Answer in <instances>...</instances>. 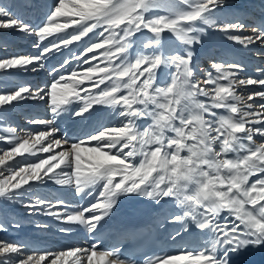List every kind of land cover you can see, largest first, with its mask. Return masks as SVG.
<instances>
[{
  "label": "snow or ice",
  "instance_id": "obj_1",
  "mask_svg": "<svg viewBox=\"0 0 264 264\" xmlns=\"http://www.w3.org/2000/svg\"><path fill=\"white\" fill-rule=\"evenodd\" d=\"M15 7L21 10L40 8L31 3ZM60 18H65L63 23ZM76 25L79 29L72 34L71 40L63 41L65 45L80 40L96 28L103 27L109 33L103 43H94L87 49L91 52L108 45L102 53L107 66L89 67V75L84 80H92V74H96L94 87L99 88L106 81H111V85L95 95L81 96L78 88L84 80L73 79L71 87L65 83L63 88L82 101L73 116H83L94 104L120 106L119 116L126 123L111 130L99 125L98 132L87 133L86 140L81 138L71 143L67 151L41 159L39 163H27L19 170L5 168L0 171V177H3L0 178V197L11 200L18 194L23 195L31 191V188L24 189V185L29 181L42 182L44 177L58 185L72 184L74 178L78 193H84L86 188L95 190L99 185L102 190L98 199L102 197V202L66 216L68 222L85 225L90 233L96 231L98 225L103 228L101 220L108 216L121 196H140L156 204L164 198H173L183 209V214L171 216L169 222H183L185 232L194 225L201 232H208L211 238L207 246L195 254L185 250V254L157 257L147 264H232L233 257L249 247H264V178L249 185L250 176L264 173V144L255 145L254 141V136H264V104L259 105L258 111L253 104L247 105L248 111L237 106L241 97L235 95L233 85L236 81L231 78L236 75L232 69L240 66L235 64H215V70L220 74L216 78L212 73L207 74L204 84L215 87L212 103L206 104L198 96L209 93L194 79L192 66V49L202 43L201 37L209 29L223 32L228 39L245 46L256 42L264 44V22L252 27L251 35L234 34L242 33L248 26L242 21V14L229 7V0H58L44 22L33 27L12 6L0 5V29L35 35L39 41ZM142 30L153 34V39L145 46L160 44L162 34L168 32L185 46L184 54L161 52L128 59L133 37ZM48 51L51 49L45 48L38 56L0 59V69L27 70L26 66L40 61ZM117 60L120 63H116ZM162 66L174 68L169 73L171 81L166 85L156 83V70ZM76 75L73 71L72 76ZM63 79L61 76L60 80ZM220 79L227 80L228 84H219ZM58 83L51 85L49 93L53 118L35 122L51 125L62 112L68 111L64 106L72 101L66 96L57 99ZM238 83L264 85V79H240ZM253 95L264 98V92H254L248 100H252ZM37 97L44 98L39 92L31 93L29 88L20 87L11 94L0 95V105ZM214 108L227 109L233 115L217 120ZM136 119H150L151 124L139 130ZM57 130L53 127L51 131ZM9 131L14 133L15 129ZM50 135L42 131L31 138L32 143L29 138L10 139L13 147L0 155V165L15 156L32 152ZM91 141H95L94 146H81ZM53 143L59 147L61 140L54 139ZM63 143H69L67 137L63 138ZM124 149L129 151L124 152ZM39 150L50 152L52 143ZM241 152L246 154L239 155ZM82 153L91 155L84 157ZM231 154H236L235 158ZM138 155L142 159L137 164L133 161ZM84 163L88 166L86 170L82 168ZM61 165L72 171L49 175ZM4 172L9 175L4 176ZM59 203L63 204V201ZM37 205L52 207L39 198L34 204L24 206L34 208ZM85 212L90 215L85 217ZM222 213L227 215L221 219ZM47 214L61 218L57 212L49 210ZM77 253L84 254L87 264H131L121 259L120 247L98 250L93 244L91 249L74 248L54 254L25 256L22 247L15 243H0V257H5L0 264H10V261L11 264H42L49 256L53 257L49 264H59L62 258ZM9 254H16L15 259L12 260ZM74 264H82V259L77 257Z\"/></svg>",
  "mask_w": 264,
  "mask_h": 264
},
{
  "label": "bare ground",
  "instance_id": "obj_2",
  "mask_svg": "<svg viewBox=\"0 0 264 264\" xmlns=\"http://www.w3.org/2000/svg\"><path fill=\"white\" fill-rule=\"evenodd\" d=\"M56 2H58V0H45L43 2L44 4H40L39 2L37 3V0H36L35 3H37L39 6L40 5L42 6V7L39 8L40 10L49 11L50 10L49 8L51 6H54L56 4ZM255 2H260L261 4L264 5V3L261 0H229V7L231 9L238 10L239 13L242 14V21L243 22L245 20L246 21H250V20L247 19L248 18V14H249V10H252L254 8ZM13 3L14 4L12 5V7L15 8L14 11H16L18 14H20L24 20H27L28 19V14L27 13L28 12L30 13L29 14L30 15V17H29L30 20L32 18V22L30 24L33 27H35L37 25L35 22H37V21H39L41 19L40 17H38L39 14L34 13L36 10L35 9H32L31 12H30V9H23V10H21V9L15 7L16 5H21V4H24V3H31L32 4L31 0L30 1H28V0H14ZM242 9L243 10H246V11H243ZM47 13L48 12H45V14H47ZM146 15L151 16V15H153V13H147ZM64 19L65 18H60V22L61 23L64 22ZM27 23H29V22H27ZM244 23H246V22H244ZM247 26L248 27L245 30H250L249 25H247ZM121 27H123V26H121ZM76 29H73V32H76L79 29V27H78L77 30ZM69 30H70V27L67 28V29H65L64 31L58 32V35H57V32H56V33H54V34H52L50 36H47V38H45V39H49V41L47 43H44L42 41H39L38 38L35 35H33L32 36L34 38V39L32 38L34 40L33 44L39 45V46L38 47L37 46L36 47H33V45H32L31 47H33V48L31 50L21 49L19 51V50L16 49V51H19V53L16 52V53H14V56H12V58L18 57V56H38V55L41 54V52L45 48H50L51 49V51H48V52H45L44 53L43 58L40 61L34 62V64H32V65L26 66L27 67V70H22L20 68L9 69V70H13L11 72L13 74H15V75H19L21 73L22 74L23 73H28V72L29 73L32 72L30 74L33 75V73H35V76H36L35 80L37 82H39V83H41V81H43L42 82L43 84L41 86L44 87L43 89H46V91H47V92L46 91H43V90L39 91L40 95L44 97L43 99H40L39 97H37L35 99L26 98V99H24L22 101H19L16 104H13L15 101H13L11 103L14 106H16V109H17V112L16 113L17 114L13 112V113L10 114V116L13 117L16 121H23V119H22V117H23L22 114L23 113H29L30 114L31 113L30 110L32 111V113L35 112L34 115H33V117L32 116L31 117H25L27 119L30 118V122H32V120H33V123L34 124L36 123L35 127L25 126L27 128H24L23 126H21V128H20V130L22 131V133L23 132H29L28 134H29V136H32L31 138L35 137L40 132L44 131L45 128H42L41 127L44 124L47 125V126H49V124H46V123H37L35 121H41V120L48 121V120H51L53 118V114L51 112V107H50L51 106V99H50V95H49V93H50L49 90L51 91V85L53 83H56L57 81H59V83L57 84V99L59 100L62 97H65V96L68 97V95H69V92H70L69 89H64L63 88V85L65 83H69V86L71 87V81L73 79H75V80H84V77H78L79 78L78 79V78H75L73 76H69V73H67V72H69V69L70 68H72L73 66H75V64L72 62L71 59H73L74 57H76V56L79 55V54H75L74 55V53L78 50L77 48H79L81 46L80 44H82L84 41H86L88 39V37L90 36V33L91 32L88 33L86 36H82L80 40L72 41L70 44L65 45L63 41L66 40V37L69 34L68 33ZM102 30H104L103 27H102ZM94 31H95V29L92 31L93 32L92 35H94V33H95ZM117 31H119V30H117ZM206 34L208 36L205 37ZM206 34L201 37L202 43L196 45L192 49L193 52H194V57H193V61H192V66L195 69L194 79L198 83H200V86L203 87V88H205V90L209 93L208 96H204V95L198 96V99H200L201 101H203V102L206 103V100L209 99L210 96H211V98L214 97V91H213V89H214L215 85L214 84H212V85L204 84V80L207 79V74L208 73H212L213 78H216V77H218L220 75L215 70V67H214L215 64H224V65L235 64V65H239L240 66L239 69H232V71L235 72L236 75L234 77H232L231 79H234L236 81V83L233 85L235 95H238V96L241 97V101L238 102L237 106L244 111V108H242L240 106V104H242L243 101L248 100V96L249 95H252L254 92H264V88L258 87V85H259L258 83L257 84H253V85H247V84L246 85H239L238 81L240 79L247 80V79L251 78V79L258 80V78H261L263 76V72L264 71H262L260 68L261 67L264 68V62L262 60H260L259 57H262L263 58L264 55L263 54H260L255 49L248 48V46L251 45V44L245 46V45L240 44L239 42H236V41H233V40L228 39L227 38V35L225 33H223V32L214 31V30L209 29ZM234 34H242V33H234ZM26 35L29 36L28 34H26ZM105 35L108 36L109 33L105 31ZM219 35H221L223 38L222 39L221 38L219 39ZM242 35H246V34H242ZM202 38H204V39H202ZM152 39H153V34L151 32H149L148 30H142L141 32H138L133 37L134 44H133V46L129 50L128 59L134 60L137 55H148L149 56V53H147V51L149 49L152 50L154 48L156 49V52L158 51V54L161 53V52H163L165 55H169V54L176 53V52H179L180 54H184V47L185 46L182 45L172 34H170L168 32H165V33L162 34V41H161L160 44H154V45H152L150 47L145 46ZM212 39H215V40H212ZM25 42L26 41H23L22 44L25 45ZM79 42H80V44H79ZM141 43L143 44V48H142V44ZM76 44H77V46L75 47ZM211 44H219V45L221 44L222 47L221 46L220 47H214ZM54 45H58V47H56ZM254 45H257L259 47V46H262L264 44H261L260 42H256ZM108 47L109 46L107 45V48ZM36 49L39 50V53H37V52L36 53H33V50L35 51ZM79 52H80V50H79ZM221 56H222V58H221ZM77 61H79V60H77ZM77 61H75V63H77ZM199 61H201V62H207L206 63L207 64L206 67H204V65H200ZM59 62H60V64H58ZM115 62L116 63H120L119 60H117ZM93 63H95V61ZM41 65H42V67H41ZM34 67L36 68V70H32ZM143 67L144 66H142L141 70H143ZM171 68L172 67H167L166 68V67H163L162 66V67H160L158 69L159 71L156 74V83L157 84H159L161 82L165 83L162 80L170 78L169 73H171V72L174 71V68H172V69ZM39 72H41V73L39 74ZM204 72H206V73H204ZM83 73L85 74L86 71L85 72L83 71ZM86 74H88V73H86ZM61 76L64 77L63 80H60V77ZM27 77H29L30 80H28V81H30V82H32L34 80V79H32L33 76H31V75H29ZM6 78L7 79H6L5 83L7 82L6 85L8 86V88H10L11 87V84H14V81H15L16 78H13V76L11 74H10V76H8ZM18 79H20V78H18ZM220 80L218 81L219 84H228V81L226 83H223V82H220ZM169 81H171V78H170ZM169 81H168V83H170ZM163 83H161V84H163ZM82 84H80L79 85V88H78L79 91L82 89L80 91V93L82 92V93L85 94L86 93L84 91L85 89L88 90L87 92L93 91L92 88H91L92 89L91 90L89 87H86V86H88L87 83H82ZM166 84H167V82H166ZM89 85H92V84H89ZM110 85H111V81H106V86H110ZM22 87H24V86H22ZM25 87H26V85H25ZM88 95H92V94H88ZM256 97H260V96L253 95V99H255ZM36 99H40L41 101L40 102H35ZM253 99L244 102V104H246V103L253 104V105H255V107L256 106L258 107V109H257V111H258L259 110V105L260 104H264V98L263 99H260L259 102H257L256 100H253ZM233 102H235V101H233ZM37 103H43V104H40L39 107H36L35 106V108L33 107L31 109V106H33L34 104H37ZM211 103H212V100L209 101L206 104H211ZM17 104H19V105H17ZM21 104L23 106H21ZM80 104H81V102H80ZM6 105L7 104L0 105V109L2 108L1 110L3 111L4 106H6ZM25 105H28V106H25ZM105 106H107V105L94 104L92 106V108L89 110V112L83 113V116H73V113H72L73 109H72V107H67L65 105L64 107H67L68 111L62 112L58 117H56L54 123L51 124L48 127V129H45V131H48L49 130L50 133L52 132L51 130H52L53 127H55L56 129H58L57 131L51 133V136H50V139L49 140L47 138L48 143H52L54 139L61 140V135L59 134V132H61V126H62L61 123L67 117H69V119H67V121H70V124L71 125H75L76 126V129H79V128L82 129L85 126H86L87 129H91L94 126L96 127V126H99V125H103L104 127L108 128L109 130H111V128H113V127H116L117 125L115 126V122L113 123V121L110 122V125L112 124V127H110V125H106L105 126L104 125V123H105L104 116L106 115L105 117H107L109 120L111 119L112 115H114V114H115V117H113V118L118 117L119 116V112L121 110L120 106H116L115 108H113L112 106H109V107L107 106V108H104ZM28 107H29L30 110L29 111H26V108H28ZM37 109H39V110H37ZM75 109L77 111V110L80 109V107H77ZM213 111L217 113L218 119L221 116H231V115H233L227 109H223V108H221V109H215L214 108ZM41 113L45 114V115H43L45 117H42ZM84 115H86V118L87 119H85ZM138 121H139V119H136L135 120V124H136V126L138 125L140 127V130H141L143 128V125L140 124ZM8 122L11 123V124H8V126L6 124V126L9 127L10 129H15V132L14 133L13 132H10L9 131V128H7L8 129V130L6 129V132L7 133L4 132L5 134H1V136H0V137H3L4 140H7L8 137L12 136L11 133L15 134V136L17 135V133H20L19 131H17V128L15 127V122L12 121V119H9ZM101 123H103V124H101ZM257 126H259V125H257ZM52 135L54 136L53 138H52ZM169 135H171V134H169ZM29 136H28V138H29ZM51 138H52V140H51ZM84 139L86 140L87 139V136L84 137ZM30 140H32V139H30ZM254 141H255V145L264 144V136L256 135V136H254ZM91 142H93V141H91ZM91 142H86V144L90 146L89 143H91ZM245 143H248V142L245 141ZM48 145H45L44 147H47ZM81 146L82 147H89V146H83V144ZM52 148H54V145L52 146ZM69 149H70V144H65L61 140V145L55 151H53L54 153L52 155H56V154H58V153H60L62 151H67ZM127 151H129V149H124V152H127ZM38 152H42V151L39 150ZM244 154H246V153H244V152L239 153V155H244ZM82 155L84 157H88L90 155V153H82ZM231 155L233 156V158H235V156H236V154H231ZM141 159H142V157L138 155V156L135 157L134 161H136L137 164H138ZM7 163H8V161H7ZM15 165H18V163L15 162V161L14 162L11 161V163H10L9 166L10 167H13ZM84 167L82 166V168L84 170H86L87 169L86 167H88V166L85 165ZM65 171H69V169L68 170H65ZM261 178H264V173H257L255 175L250 176L249 177V185L251 183L257 181L258 179H261ZM43 181L44 182L47 181L49 183H52V182H50L49 179L47 180V178H45ZM47 182L45 183L47 185L45 187H43L42 189L47 188V190H49V191L46 192L47 194L45 195V197L44 198H41V199L45 200L46 202H49L52 205L53 209H50V211L57 212V213H60L61 214V218L58 219L54 215H51V216L48 215L47 214L48 211H46L44 213L48 218H54L55 217V219L53 221H48L49 223H46L47 225H45V227L46 226H48V227L50 226L49 228L52 231H54V230H56V228L62 227L63 226V223H69V222L66 220L65 217H62L63 209H58V208L55 207L56 203L53 202V200H55L53 198V196L56 195V193H55L54 189L52 190V188H49L51 186H48V185H52V184H49ZM54 184H55V182H54ZM57 187H58V184L56 185V188ZM95 190H99L98 192H100L102 189H101V187H99V189H97V187H95ZM61 192L64 195H66V192L65 191H62L61 190ZM93 194H94V190L92 189V195ZM90 197L89 198H86L85 201L82 202V203H84V206H86V202L90 199ZM101 202H102V200H101ZM175 202L176 201L173 198H171L170 208H168V206H167L168 205V202L167 203L162 202V203L157 204L158 206L156 205L157 208L159 210H161V211L160 212L157 211V215H156V218L154 220V223L156 225H159V226L162 225V231H165L166 227L168 225H170L171 227H175V226H178L179 227L180 226L181 231L182 232H185L183 230V222H169L171 216H173V215H179V214L182 215L183 214V209H178V204H176ZM3 203H4L3 200L0 198V207L1 208L4 207L3 206L4 205ZM69 203H70V201L68 200L64 204L67 205V208H65V209L67 211L69 210V212H67V213L70 214L72 212L71 207L73 205L70 206ZM93 203H98V201L96 199L95 200L93 199L92 204ZM84 206H83V208H87V207H84ZM8 207H9V212L6 213V211H5L3 213L4 214L3 218H5V220H7L8 217L12 213H14V211H15L12 208V205H8ZM89 207H90V205H89ZM166 209L170 210V214H168L167 217L163 221H161L162 223L158 224L157 221L160 220V218H159L158 215L161 212L163 213V211L165 212ZM109 214L111 215L110 218L113 219L112 218V215L116 216V215H118V212H117L116 209H112L109 212ZM106 220L107 219H104V221H106ZM108 220H109V218H108ZM14 223L16 225H18V230H19L18 231V234H20L22 236L25 234L27 236V237H25V238L22 239L21 245H19V246L23 247L22 248V252H23V250H30L29 253H31V255L35 254L36 252H37V255H39V254H46V253H58L60 251H68L70 249L80 248L79 246L77 247L76 245H70V246L67 245V244L72 243V241H73L72 238L70 239V242H65L64 243V241H62L59 238H57L58 235L56 233H50L54 237L55 244H53L51 246V249L46 250V251H43L42 249L44 247H42V245L39 244V241L38 242L35 241L36 238H37L36 236L38 235V233H35V232L33 233V231L30 232V231L25 230L24 228L27 225L26 226H25V224L21 225V224L17 223L16 220H15ZM83 226H85V225H83ZM49 228H47V229H49ZM194 228H195V226L192 225L189 228V230H188L189 233H190V235L186 238L187 239V244H192L195 241V238L200 235L199 234L200 233V230H196V228L195 229ZM67 234L72 235L73 237H76L78 239H82L81 238V234L76 229L69 230L67 232ZM39 236H40V234H39ZM41 236H43V235H41ZM46 236H47V234H46ZM203 237L205 239L204 242L207 245V243H208L207 242V238L205 237V235H203ZM61 244H64L65 245L64 249L61 247ZM38 246H41L42 249H40V248L38 249ZM81 249H91V248L84 247V248H81ZM98 250H101V249L98 248ZM43 252H45V253H43ZM11 255L16 256V254H11ZM82 255H83V253H77L76 256H70V257L62 258L61 261L59 262V264H65L67 262H69L68 264H74V261L77 259V257H82ZM4 259H5V257L4 258H0V261H3ZM81 259H83V258H81ZM47 261L48 260H46L43 264H45V263L47 264ZM83 262L84 263H82V264H87L86 260H84Z\"/></svg>",
  "mask_w": 264,
  "mask_h": 264
},
{
  "label": "rangeland",
  "instance_id": "obj_3",
  "mask_svg": "<svg viewBox=\"0 0 264 264\" xmlns=\"http://www.w3.org/2000/svg\"><path fill=\"white\" fill-rule=\"evenodd\" d=\"M13 1L14 0H0V5H5V6H12L14 3H13ZM28 1H30V0H28ZM45 0H37V3L39 2L40 4H44L43 2H44ZM31 2H32V4H36V5H38L37 3H35L36 2V0L34 1V0H31ZM57 3V2H56ZM40 7H42L41 5H40ZM50 7V6H49ZM51 7H53V6H51ZM49 8L50 10L52 9V8ZM15 8H13V10H14ZM48 9V10H49ZM31 10L32 9H30V12H31ZM36 11L34 12V13H36V14H39V16L38 17H40L39 19V21H37V22H35L36 24V26L35 27H38L39 25H41L43 22H44V19L46 18V15L47 14H45V12H49V11H44V10H37V9H35ZM42 11V12H41ZM42 15H41V14ZM28 14V19L27 20H25L26 22H29V23H31L32 22V18H31V20H30V13L28 12L27 13ZM45 14V15H44ZM45 16V17H44ZM63 23V22H62ZM78 27H80L79 25H76V26H73V27H70V30L68 31V35H67V37H66V40H71V36H72V34L74 33L73 32V29H78ZM76 29V30H77ZM100 30V31H99ZM15 32V33H14ZM95 33H94V35H92L93 34V32H91L90 33V36L88 37V39L86 40V41H84L82 44H80V42H79V44L81 45L79 48H77L78 50L74 53V55L75 54H79L78 56H76V57H74L73 59H71L72 60V62L75 64V66H73L72 68H70L69 69V72H67V73H69V76H72V72L73 71H75L76 73H77V76H75V78H78V77H85V76H87L88 74H86L87 73V69L89 68V67H95V66H97V65H99L100 67H106L107 66V62H106V60H105V58H104V56L102 55V53H104L105 51H106V49H107V45H105V47L104 48H99V49H93L91 52H89V51H87V49L88 48H90L94 43H103V40H104V38L105 37H107L106 35H105V31L104 30H102V27H100V28H96L95 29V31H94ZM101 32H103L104 33V36L103 37H101L100 36V33ZM26 35V33H21V32H19V31H14L13 29H0V59H4V58H12V56H14V53H16V52H18L19 53V51L21 50V49H25V50H31L33 47H36V45L35 44H33V42H34V38L32 37L33 35H29V36H25ZM57 35H58V32H57ZM92 35V36H91ZM33 38V39H32ZM47 38V37H46ZM68 38V39H67ZM14 40V41H13ZM45 40V41H44ZM42 42H44V43H47L48 41H49V39H44ZM23 41H26L25 42V45H23L22 43H23ZM78 44V43H77ZM77 44L75 45V47L77 46ZM78 44V45H79ZM142 44V43H141ZM33 45V47H31ZM12 46V47H11ZM142 48H143V44H142ZM141 48V49H142ZM16 49L17 50H19V51H16ZM139 49V48H138ZM140 49V50H141ZM79 50H80V52H79ZM39 53V50L38 49H36L35 51L33 50V53ZM32 53V54H33ZM147 53H149V56H152V55H156V54H158V51L156 52V49L154 48V49H149L148 51H147ZM93 57H95V59H93ZM221 58H222V56H221ZM220 58V59H221ZM77 60H79V61H77ZM75 61H77V63H75ZM95 61V63H93ZM72 63V64H73ZM199 63H200V65H204V67H206V65H205V62H201V61H199ZM204 63V64H203ZM207 63V62H206ZM58 64H60V62L58 63ZM78 66V67H77ZM144 67H146V65L144 66ZM172 69V68H171ZM258 70V69H257ZM256 70V71H257ZM11 71H13V70H9V69H7V70H3V69H0V95H8V94H11L12 92H14V91H16V90H18L20 87H22V86H24L25 87V85H26V87L27 88H29V91L31 92V93H35L36 91L37 92H39V91H41L42 89H40L39 87L40 86H38V85H29L28 84V80H30L29 79V77H27V76H29V75H31V76H33L32 77V79H34L35 80V78H36V76H35V73H33V75L32 74H30V73H32V72H28V73H21V74H19V75H15V74H13ZM31 71V70H30ZM83 71L85 72L86 71V73L84 74L83 73ZM159 70L157 69L156 70V73L158 72ZM206 71V70H205ZM41 72H39V74H40ZM205 73V72H204ZM10 74L13 76V78H16L15 79V81H14V84H11V87L10 88H8V86L6 85V83H5V81H6V77H8V76H10ZM38 74V75H39ZM84 74V75H83ZM47 75V74H46ZM101 76L103 75V74H100ZM19 76V77H18ZM18 78H20V79H18ZM97 75L96 74H92V80H84V83H87L88 84V86H86V87H89L90 89L92 88L93 89V91H90V92H86L85 94L86 95H88V94H92V95H95V94H97L101 89H103L105 86H106V83H105V85L103 86V85H100L99 86V88H97V87H94V82L97 80ZM171 78V77H170ZM170 78H168V79H164V80H162V81H164L165 83H163V82H161V83H163V84H161V83H159V85H166V82H167V84H168V81L170 80ZM199 78V77H198ZM46 79V78H45ZM79 79V78H78ZM18 80V81H17ZM36 81V80H35ZM92 81V82H91ZM21 82V83H20ZM170 82V81H169ZM16 83V84H15ZM38 83V82H37ZM89 84H92V85H89ZM200 84V83H199ZM13 85V86H12ZM83 85V84H82ZM85 88V87H84ZM91 89V90H92ZM82 90V89H81ZM80 90V91H81ZM95 90V91H94ZM248 91V90H247ZM47 92V91H46ZM49 92H50V90H49ZM48 92V93H49ZM241 94V93H240ZM24 96H28V93H25V94H23ZM213 98H211V96L209 97V99H207L206 100V103H208L209 101H211ZM260 99H263L262 97H256L255 99H253V100H256L257 102H259L260 101ZM19 101H22V100H19ZM19 101H15L13 104H16V103H18ZM41 100L40 99H36L35 100V102H40ZM246 101H248V100H246ZM246 101H243L242 102V104H240V106L242 107V108H244V111H248L247 110V104H249V103H246V104H244V102H246ZM82 102V101H81ZM13 104H7L6 106H4V109H3V111L1 110L0 111V136H1V134H5V133H7L6 132V129L7 128H9V127H7L8 126V124H10L9 122H8V120H9V115L11 114V113H16L17 112V109H16V106H14ZM40 104H43V103H37V104H34L33 106H31V109L34 107L35 108V106L36 107H39V105ZM17 105H19V104H17ZM21 106H23L22 104H21ZM25 106H28V105H25ZM108 107H109V105H107ZM107 106H105L104 108H107ZM6 107V108H5ZM254 107H255V105H254ZM246 108V109H245ZM256 108V110L258 109V107L256 106L255 107ZM30 109H29V107L28 108H26V111H29ZM37 110H39V109H37ZM31 111V110H30ZM49 111V110H48ZM32 112V111H31ZM17 114V113H16ZM106 116V115H105ZM104 116V119H105V123H104V125L106 126V125H110V122L111 121H113V123L115 122V126L116 127H121V126H123V123H126V121L124 120V118L123 117H120V116H118V117H116V118H113V117H115V114L114 115H112V117H111V119L109 120L107 117H105ZM42 117H45V116H42ZM8 118V119H7ZM217 119H218V115H217ZM103 122V121H102ZM138 122H140L142 125H143V128L141 129V130H143L145 127H147V126H149L150 124H151V120L150 119H141L140 121H138ZM6 124H7V126H6ZM34 124V123H33ZM2 125V126H1ZM50 126V125H49ZM49 126H47V125H43V128H45V129H48V127ZM24 128H27V127H25V126H23ZM110 127H112V124L110 125ZM10 129V128H9ZM45 129H44V131L43 132H49V130L48 131H45ZM8 130V129H7ZM5 132V133H4ZM29 132H20V133H17V135L15 136V134H13V133H11V135L12 136H10V137H8L7 138V140H4V139H0V155H3L4 154V152L5 151H11V148L13 147V144H10L9 143V140L10 139H13L14 137H18V138H20L21 139V141H22V139H24V138H28V136H29V134H28ZM50 133V132H49ZM52 133V132H51ZM31 135V134H30ZM31 137L32 136H29V139H31ZM54 136H52V138H53ZM52 138H51V140H52ZM50 139V137H48V140ZM4 140V141H3ZM48 140L47 139H45L44 141H42V143L40 144V145H36V147L34 148V149H32V152H29V153H25L24 155H22V156H15L12 160H9L8 161V163H7V161H6V163H5V165H0V171L2 170H4L5 168H15L16 170H19V167H22V166H26V164L27 163H39V161L41 160V159H47L49 156H51L54 152L53 151H50V152H38L39 151V149H41L42 147H44L45 145H48L49 143H48ZM32 142H34L33 140H30V143H32ZM90 144V146L89 145H87L86 143L85 144H83V146H89V147H92V146H94L95 145V141H93V142H91V143H89ZM56 146L53 142H52V146ZM56 148V147H55ZM58 148V147H57ZM56 148V149H57ZM52 149H54V148H52ZM56 149H54V151L56 150ZM37 151V152H36ZM32 153H35V155H33ZM51 154V155H50ZM91 155V154H90ZM83 156V155H82ZM11 161L12 162H17L18 163V165H15V166H13V167H10L9 165H10V163H11ZM134 163H137L136 161H133ZM20 163V164H19ZM85 165H87L86 163H84L82 166L84 167ZM85 168V167H84ZM87 168V167H86ZM65 170H68V168H66L64 165H62V167L60 168V169H56L55 171H54V173H52V174H49V175H53V174H59L61 171H65ZM72 171V169H69V171H67V172H71ZM7 175H9V173L8 172H4V176H7ZM44 175V173L43 172H41V176H43ZM0 178H3V177H0ZM45 178H47V177H44V179ZM17 179H19V178H17ZM47 180H48V178H47ZM13 182H15V181H13ZM47 181H43V182H41V181H29V184L28 185H24V189H29V188H31V191H26V192H24V194L23 195H16L15 197H13V199H11V200H9V199H7V198H4V197H0L2 200H3V206L4 207H0L1 209H0V243H15L16 245H21V241H22V239L23 238H25V237H27L25 234L22 236V235H20V234H18V225H16L14 222H15V220H16V222L17 223H19V224H21V225H23V224H25V230H27V231H30V232H32L33 231V233L35 232V233H38V235L36 236L37 238H36V242H38L39 241V244L40 245H42V247H44L43 249H42V247L41 246H38V249L40 248V249H42L43 251H46V250H49V249H51V246L53 245V244H55V240H54V237L50 234V233H52V232H50L47 228H49L48 226H46L45 227V225H47L46 223H49L48 221H53L54 219H55V217L54 218H48L44 213L46 212V211H49L50 209L49 208H47V207H45V206H43V205H37L36 207H25L24 205H31V204H34L35 203V201L37 200V198H39V199H41V198H44L45 197V195L47 194L46 192H48L49 190H47V188H44V189H42L43 187H45L47 184H45ZM50 182H52V183H49V182H47V183H49V184H52V185H48V186H51V187H49V188H52V190L54 189L53 187H56V183L54 184V182H53V180H50ZM61 188V189H60ZM57 189H58V193H62L61 192V190L62 191H65L66 192V195H64L63 193V195L64 196H66L67 197V199H69V201H70V203H69V205L71 206V205H73V208L71 207V209H72V212L70 213V214H77L78 212H80V211H82L83 210V203H81V201L83 202V201H85V197H84V194L85 193H78L77 191H76V185H75V182H74V178H73V183L72 184H68V185H58V187H57ZM42 190V191H41ZM85 191H90V192H92V189L91 188H86L85 189ZM84 191V192H85ZM96 190H94V192H95ZM44 192V193H43ZM96 194V193H95ZM98 194H99V192H98ZM97 194V195H98ZM42 195V196H41ZM93 197V195H88L87 196V198H89V197ZM90 197V198H91ZM103 201V198L102 197H100L99 198V200H98V197H97V201L98 202H101V200ZM95 200V199H94ZM168 202V208H170V205H171V200H168V199H166V201H164V203H167ZM8 205H12V208L15 210L14 211V213H12L9 217H8V219L7 220H5V218H3V216H4V212L6 211V213H8L9 212V207H8ZM14 205V206H13ZM40 206H42V208H43V210H39V208L38 207H40ZM5 208V209H4ZM51 209H53V207H51ZM81 209V210H80ZM66 211V212H65ZM63 212L64 213H66L65 215H67V214H69V213H67V212H69V210L67 211L66 209H63ZM63 212H62V216H63ZM31 213V214H30ZM38 213L39 214H43L41 217L43 218H47L46 220L47 221H45V220H42V219H40V217L38 216L37 217V215H38ZM86 213L87 212H85L84 213V215H85V217H88V216H86ZM23 214V215H22ZM166 215H167V211H163V213H161L160 214V219H163V217H166ZM51 216V215H50ZM114 215H112V218H114L113 217ZM21 218V219H20ZM23 218V219H22ZM50 219V220H49ZM44 223H43V222ZM108 221H111V220H106V221H104V224L105 223H107ZM101 222H103V220L101 221ZM44 224V225H43ZM43 225V226H42ZM82 225V224H81ZM39 226V227H38ZM99 226V225H98ZM28 228V229H27ZM46 228V229H45ZM50 229V228H49ZM47 234V236H46V234ZM84 233H85V231H84ZM39 234H40V236H39ZM49 234V235H48ZM41 235H43V236H41ZM21 237V238H20ZM39 237V238H38ZM34 238V237H33ZM21 239V240H20ZM23 244V243H22ZM23 248V247H22ZM23 252H24V255L25 256H27V255H31V253H29L30 252V250H23ZM43 253H45V252H43ZM35 254H37V252L35 253ZM54 254V253H53ZM9 256L11 257V258H13L12 260H14L15 259V257L16 256H14V255H11V254H9ZM0 258H4V257H0ZM53 257L52 256H49L48 257V261H47V264H49V260H51ZM80 258H83L82 259V263H84L83 261L84 260H86V257H84V254L82 255V257H80ZM46 261V260H45ZM44 261V262H45ZM44 262H42V264L44 263ZM69 262H67V263H65V264H68ZM10 264H11V261H10ZM46 264V263H45Z\"/></svg>",
  "mask_w": 264,
  "mask_h": 264
}]
</instances>
